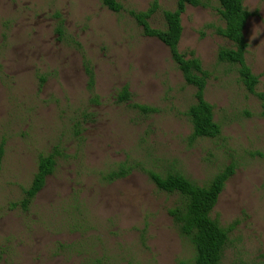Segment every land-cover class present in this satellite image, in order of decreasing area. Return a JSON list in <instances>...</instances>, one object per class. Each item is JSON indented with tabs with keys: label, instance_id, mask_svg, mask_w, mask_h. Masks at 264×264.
I'll return each instance as SVG.
<instances>
[{
	"label": "rangeland",
	"instance_id": "obj_1",
	"mask_svg": "<svg viewBox=\"0 0 264 264\" xmlns=\"http://www.w3.org/2000/svg\"><path fill=\"white\" fill-rule=\"evenodd\" d=\"M117 1L118 14L103 0H0V264H195L170 215L181 198L159 191L148 172L206 186L231 166L212 213L232 229L222 264H264V100L218 60L232 47L216 33L218 0L182 17L179 50L209 73L205 99L222 129L195 141L187 113L196 89L130 14L154 0ZM176 4L160 0L151 26L164 30ZM244 4L246 63L264 94V0ZM124 88L131 101L120 104ZM53 153L54 174L24 209L40 157ZM122 167L129 176L112 181Z\"/></svg>",
	"mask_w": 264,
	"mask_h": 264
},
{
	"label": "trees",
	"instance_id": "obj_2",
	"mask_svg": "<svg viewBox=\"0 0 264 264\" xmlns=\"http://www.w3.org/2000/svg\"><path fill=\"white\" fill-rule=\"evenodd\" d=\"M103 6L113 13H121L123 6L117 0H103ZM219 16L224 27L217 28V35L232 44L231 48L222 47L218 52L220 63H226L237 68L239 80L245 89L252 95L264 100V94H258L256 89L260 84V76L253 74L246 63L249 45L245 38V29L252 17L246 9L244 0H218ZM205 6L201 0H177L174 11L163 13L166 27L164 30L154 29L150 21L160 10V0H154L151 7L140 13L131 12V16L142 28L144 36L155 38L170 50L172 60L181 71L186 84L196 89V103L188 110V117L192 124V140L217 139L222 129L215 122L214 108L205 99V92L209 80V73L204 70L203 64L194 52L183 54L179 45L183 36L182 17L188 7L199 8ZM62 36V29H58ZM89 89L94 90L95 79L92 70H88ZM120 104L130 103L131 94L124 88L118 95ZM135 108L148 113L149 109L141 106ZM57 153L42 156L39 159L38 170L31 186L25 190L22 202L27 209L39 193L44 189L47 179L52 176L57 166ZM4 158V149L0 147V168ZM131 173L130 169L122 167L118 174L110 176L111 180L125 178ZM233 166L226 168L217 175L208 185L199 186L179 172H169L162 176L156 172H148L152 183L161 192L181 198L180 204L170 212L174 222L179 227L182 236L188 238L193 244L196 257L195 264H222L224 253L229 242L231 228H223L217 220L212 218L219 198L226 183L234 175ZM185 264V263H178ZM244 264V263H241Z\"/></svg>",
	"mask_w": 264,
	"mask_h": 264
}]
</instances>
